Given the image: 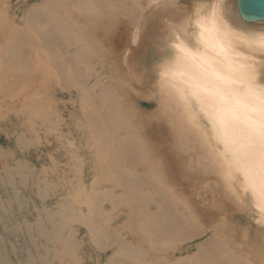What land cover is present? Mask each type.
Segmentation results:
<instances>
[{
	"label": "bare ground",
	"instance_id": "1",
	"mask_svg": "<svg viewBox=\"0 0 264 264\" xmlns=\"http://www.w3.org/2000/svg\"><path fill=\"white\" fill-rule=\"evenodd\" d=\"M66 1L68 2V0ZM188 1H190V3ZM158 2H159L158 0H75V3H74L75 5L72 6L74 9V14L69 15L70 13L67 12L66 16L71 17V18H68L69 19L68 21L66 19L67 23L65 22V20L63 21L62 19H60L63 22L61 23V25H59V26H62L64 24V26H62V29L65 28L64 30H66L67 28L69 30V37L71 34V37H70V41L72 43L71 46H74V51L71 55L72 61L69 60L70 63H73L71 64L72 66L69 65L71 69H75V68H72L74 66L76 68L80 67L82 62L85 63V61H88V60L90 63L93 57L95 59V56L98 57V55L101 56V53L102 54L104 52L106 53L107 51L106 49L110 48V46L112 47V41L113 43L117 42L116 41L117 38L115 37H113L115 39L112 40V36L114 35H111V34L114 32V29H111L110 27V20L109 22L108 21L105 22V21L106 19L108 20V18L110 17V18H113L112 22H117L116 21L117 18L111 14H116V15L118 14L120 3L121 4L126 3L125 5L129 3L128 4L129 7L128 6L127 7L130 10V12H132L131 14H134L133 13L134 11L137 15V17L132 16L133 18L132 19L130 18V21H127L126 23V28L129 31L128 38L131 35L132 43L133 41L136 43V40L138 38V29H139V21H138L139 15H142L141 13L144 12V10L147 7H149L150 5H153L154 3L156 4H154L155 7L153 5V9L156 8L159 10H162V8L167 7L165 5V2L171 4V2L169 1L164 2V0H162V2H159V3ZM62 6H64V4ZM171 8L167 12L173 11V9ZM53 9L54 8H52V10ZM179 9L180 11L178 12L180 13L182 12V14L178 13L174 18H173L174 15L172 14L165 16L166 18H164L162 14L163 16L162 21L165 19L164 20L165 23L164 21L163 22L161 21L162 22L161 25L164 24L163 26L167 28V26H165L167 24L171 28L170 32H169V28H167L169 33L166 31L167 37L164 36V38L166 39V43L164 42V44L166 45L164 50L161 51L159 49L158 50L159 52H157L155 50H152V48H147L146 49L147 51L141 54L142 56L140 57H141V61L143 60V62L141 63L140 61L139 64L141 63L144 65L142 67H144L143 71H145L146 74H153L156 79V92H157V98H158L157 107H156L158 111L156 112H159L158 114H160V117L162 118L161 122H163L168 129V136H169L168 142L170 146V147L168 146V149H167L168 153L170 151L171 154L173 155L172 157H189L191 166L195 174H198V177H200L201 179H203L202 181H204L201 184H204L212 188L213 186H215V188L217 189L215 192H217V194L216 196H214V198H218V200L222 198V200L226 202L224 204L225 206L222 203H218V204L215 203L216 211L214 212V214H213V211L212 213L210 212L208 214L210 216L209 217L210 223L212 222L213 226L212 225L205 226L202 224L203 220H201V218H203V215L199 213L197 209L194 207L193 203L195 202L193 201L192 203V201H190L192 198L188 196L189 199L191 198L189 200L187 197V194L182 193V190L178 188V185L166 173L167 167H165L166 169L161 167L163 166L161 162H157L158 163L157 165L160 169L156 168L157 170L155 172L151 174L149 172V174H147L145 171H143L145 173H142L141 175H139L140 178L138 175H137L138 179H136L137 177L136 178L132 177V171H131L132 167L125 166V163L132 161L131 165L137 162V164H141L140 166L142 165L149 166L153 162V157H165V156L171 157V156L170 155L167 156L165 154L161 155L162 153H159L157 151L155 143L153 142V140L149 139L150 137L148 136V134L145 131L143 130L141 131V129L138 128L140 127V122L138 121V119H136L137 117L134 114V110H135L134 106L136 107V105L131 104L130 102L131 97H129L126 91V89L128 88L127 86H126L127 88L124 89L122 87V84L119 85V84L113 83L112 79H114L115 77L113 75L114 73L112 72H115V71H111L112 69L108 71L109 69L103 70L100 68L101 69V70L99 69L100 74L98 72L96 73L97 76L95 77L94 84L93 82H91L90 84L91 86L86 87L87 88L86 94H88L86 96L88 97L87 98L88 99L87 115L90 120L88 121L90 122L89 128L91 127L90 128L91 136L93 137L95 142L96 140H98L97 142L101 143V146L103 147L101 148L99 146V149L96 147L97 151L103 149L100 152L101 153L103 152V155H105L104 157L107 158V159L105 158L106 161L110 157V160H109L110 167L114 169L115 171H117L115 173L119 174V178L121 177L120 181L123 180L122 182L124 183L123 185H125V190L128 191L127 197H129V201L128 199L127 201L128 203L129 202L131 203L132 205L131 208H133L132 210L134 209L136 210L135 215L137 216L138 214L139 216V219H138L139 220V230L143 234V236L145 235L144 237L149 239V243L151 244V249L154 247L155 249L153 250L155 251L157 250L156 249L157 247L159 250L160 246H162L163 248L164 245L168 246V244L170 245L172 243H176L179 240H182V241L191 240L193 238L203 236L207 234L209 231H211L213 232L211 236L208 239H206L205 242L203 241V243L201 242V244H198V251L197 253H195L196 255L192 257V255L189 254L191 255L190 257L192 258L188 259V264H264V254L263 253L259 252L258 256L257 255L253 256V253L256 250H259L260 248L264 246V242L262 244V247L258 248L259 247L258 246L259 237L256 238L255 234H249V232L246 229L247 227L246 224H245V228L240 230V232H242V235L245 241L244 249L242 248L243 242L239 241L240 238L237 236V233H235V232H238L234 226L235 224L229 225L230 231L227 233L226 232L220 233L222 229L220 230L219 228L215 227V225L219 221L218 219L219 217L232 218L234 216V213H233L234 210L243 211L248 205H250V207H252V210L256 214L255 220L257 221L258 224H260L264 228V134H262V132H264V129H262L261 119H260V109H261L260 90L261 88H264V43L261 42L260 37L262 34H264V18H259L255 20L246 18L244 15L241 14L239 10L238 0H187L186 3L179 6ZM56 12L58 13V9ZM130 12L128 14H130ZM58 18H57V21H60ZM35 20H38V19H35ZM112 22L111 24H114ZM59 23L56 22V24H59ZM64 30H62V32L59 33V37L63 33ZM67 32L68 31H66L65 33ZM122 34L125 35L124 33ZM44 35H46V33ZM62 36L64 35H61V37ZM67 36L68 35H66V37ZM116 37H118L117 33H116ZM119 37H121V39L123 40L125 36L124 37L119 36ZM119 37H118L119 39L118 41L121 42ZM150 37L151 36H149V39ZM36 38L37 37H35V39ZM65 39L66 38L60 39V40L62 41L64 40L66 43L67 39L66 40ZM40 40L43 41L42 38ZM56 40H58V37L54 41ZM127 40H124V41H127ZM54 41L52 40L53 43ZM65 43L62 42L61 44H65ZM118 43H115V44L117 45ZM108 44H110V46H108ZM123 44L125 46V42L117 45V47L121 51L122 49L125 51L127 48H129L128 47L129 45H127V47L125 46L124 48ZM48 46L46 47L48 48ZM115 47H113V51L111 52L116 53L117 51L120 53L121 51H119L118 48L115 51ZM55 49L57 52V48H54V50ZM126 51L124 53L126 57L125 55H123L124 56L123 57L121 55L122 53L121 54L117 53V54L121 55L123 59L129 60L130 62L129 66L132 64L134 65L135 56L133 52L127 55ZM108 52H110V50ZM54 55H56V53ZM106 55L102 56V59L103 57L106 58ZM56 57H58L59 59V56H55V58ZM90 58L92 59L90 60ZM125 60H123V62H125ZM69 61H66V62H69ZM96 61L98 62L99 60H96ZM55 64L58 66L57 63ZM86 64L88 63L86 62ZM89 65L90 64H88V67H90ZM63 66H67V65H62L60 67H63ZM64 69H67V68H64ZM76 72L77 71H75V73ZM89 74H91L90 71H89ZM137 75H139V73ZM73 76H75V74H73ZM65 77L66 76L64 75V78ZM219 77L225 78L227 83H225V80H222ZM74 78H76L77 80L76 76ZM122 80L124 79L122 78ZM81 81H82L81 84H84L85 79L83 78L81 79ZM68 82L71 83L70 81ZM77 83L79 85L80 79ZM126 83H124V85ZM129 88L131 89V85ZM132 90L134 93V88H132L131 91ZM222 96L227 98V102L225 99L222 98ZM137 109H139L138 106H137ZM31 110L33 111L32 107L30 111ZM140 111H142L140 113L143 114V110L141 109ZM22 136L24 137V139H26V136H24V134ZM49 157H52V156L49 155ZM99 159L101 158L99 157ZM164 165L166 166V162ZM29 169H32V168H29ZM109 172L112 173V171H109ZM9 173H11V168L8 170V173L6 174H9ZM11 174H14V173H11ZM22 174H24V172ZM145 175L147 177H145ZM107 176H108L107 178H109V175ZM12 178H13V175H12ZM99 178L101 180V177ZM37 179H39V177ZM14 180L16 181V179ZM2 181L3 180H1V182ZM21 181L23 182V180ZM27 183L25 185H27ZM48 183L50 184V181H48ZM199 183L200 182H198V184ZM49 184H47L48 187H49ZM114 185H117V184H114ZM7 187H4V188L7 189ZM82 189L83 191L85 190L84 186ZM40 190H37V191H40ZM79 190L81 191V189ZM12 191L13 192H9V193H13V196L14 195L17 196L21 194V193L19 194L16 193L17 191L15 189H13ZM7 192H8V189H7ZM33 192H31V195ZM186 192L187 191L185 190V193ZM50 193L52 194V191ZM23 194L21 195L23 196ZM41 194H42V191H41ZM39 195L37 196L40 197ZM63 195L62 196L60 195V196L63 197ZM88 195L89 194H87V197ZM69 197H70L69 200L66 198H62L61 201L57 203L58 208L56 209H44V212L42 211H40L42 213L38 212L36 216L34 215L35 218L33 217L34 221L33 220L30 221V219L26 217L22 218L20 221L16 220L20 226L19 228H22V224L26 227L27 233L31 235L30 237L32 239V242L38 243V241L34 237L36 233L34 234V236L32 235V232H35L34 230L32 231L33 225H36L37 230L42 234L41 236H46L47 239L51 242V244H53L51 247L44 245V243L42 242H41L42 244L33 243V245H35L36 251L33 252L31 248L27 249V251L25 252L26 255L24 259L19 258L18 261H10L9 253L8 251H6V247L1 246L2 243L0 242V263L1 264H40V263L46 264L48 262L47 259L49 258V255L51 253V248L54 247L53 248L54 251L55 250L60 251V249L63 247V253H64L66 251L64 247L66 246L67 241H64V239L62 238L63 232H64V229L67 228L65 227L66 222L67 221L72 222L70 217H72L73 214L75 215V209L72 203L73 201H70L71 195ZM43 198H45L44 195H43ZM90 198L92 200H95V202L98 200H101V199L94 198L93 196H91ZM201 200H202V203L204 204V201H203L204 199H202V197H201ZM34 201L35 199L31 203H34ZM150 203L154 204V206L156 207L155 210L153 211L149 210L148 207L151 205ZM181 204L183 205V208L182 207L180 208ZM14 205L16 204L14 203ZM83 205H85L84 202H83ZM35 206H38V205L36 204ZM90 206H93V205H90ZM8 207L10 208V206ZM38 208L40 209V206ZM78 208L80 210L82 209L80 207ZM98 209H97V212H100L98 211ZM87 210H90V209H87ZM77 212L76 214H78ZM91 213H92V210H91ZM108 213H110V210ZM97 215L95 216L97 218H100V216L98 217ZM95 216L93 218H95ZM78 217L76 218L80 219V215H78ZM84 217H89V216L87 215ZM76 218L74 219V221L77 220ZM110 219L112 218H109L106 221H109ZM10 221L12 223L15 221V219H11ZM79 221L82 222L81 219ZM86 222H84L83 224H85ZM91 222H94V220L91 221L90 219V223ZM97 222H99V219ZM87 224H88V227H90V224L88 222ZM91 227H93L92 224H91ZM91 227L89 229L90 231H92ZM109 227L111 228L112 225L111 226L109 225ZM112 228L114 230V227ZM208 228L212 230L208 231ZM23 229L25 230V228ZM1 231L4 232L3 229ZM8 231L7 233L9 234V232L11 231L9 232ZM68 231H71V229L66 230V232ZM120 231L118 230L117 232H120ZM102 232H104V229ZM94 233L95 232H93V234ZM93 234H91L92 238L95 237V235ZM262 235H263L262 238L264 239V234ZM11 236H12V233H11ZM119 237H120L119 239L121 240L122 237L121 236ZM105 238H108V237H105ZM115 239H117V237H115ZM2 240L4 241V239ZM120 240L119 241L115 240L117 243L119 242L120 244L119 243L117 244L116 242H113V243L111 242V244H117L120 246L122 244V240L121 241ZM27 241H28V238H27ZM75 242L76 241H74L73 245H75ZM99 242L95 244L99 246L98 244ZM126 242L123 241V244H122L123 249H116V250H120V251L123 250L124 252H127L128 254L130 253L129 256H131L132 258H137L136 255H138L139 257L140 254L143 253L141 249L139 250L137 248L136 246L137 244L133 245L130 242L131 245H129ZM240 243L242 246L240 245ZM10 246H11V243H10ZM84 246H87V245H84ZM98 246L97 248L100 249L101 246L99 247ZM15 248L17 247L15 246ZM73 249L74 248H71V250ZM61 252H62V249H61ZM65 253L67 254L68 251ZM69 253H68V258H69V255L70 257L73 255L72 253L71 254ZM58 254L60 255V253ZM124 254L121 256H124ZM173 254L175 255V252L172 253V258H171V255L170 257H168V255L161 253L158 255V257L156 256V258H154V260L155 259L156 260L155 261L153 260V261L155 263L159 259L162 264H185L183 263L184 261L183 258H178L176 257L177 254L175 256ZM14 255L16 257V255L18 254L15 253ZM64 257H65V254H64ZM74 257L72 259H77ZM131 257H128V258H131ZM68 258H66V260ZM260 258H261V261H260ZM140 259H144V258H140ZM126 260L127 259H125V261ZM137 260H139V258H137ZM117 261L118 260H116V262ZM119 261H120V258H119ZM153 261L151 262L152 264H153ZM68 262L66 263L68 264ZM70 262L74 263L76 261H70ZM108 262L109 264H116L114 259H109ZM50 263L52 264V262ZM124 263L127 264L129 263V261H126Z\"/></svg>",
	"mask_w": 264,
	"mask_h": 264
},
{
	"label": "rangeland",
	"instance_id": "2",
	"mask_svg": "<svg viewBox=\"0 0 264 264\" xmlns=\"http://www.w3.org/2000/svg\"><path fill=\"white\" fill-rule=\"evenodd\" d=\"M158 1L162 2V0H158ZM165 1H167V2L169 1V2H171V4L166 3ZM186 1L187 0H178V1L177 0H164L165 5L167 7L162 8V10H159L156 8L153 9V5L156 4L157 2L154 3L153 5H150L149 7H147L144 10V12L141 13L142 15H139V17H138L139 29H138V38L136 40V43L134 41L132 43L131 35L128 38L129 31L126 28V23H127V21H130V18L132 19L135 16L137 17V15L134 11H133L134 14H131L132 12H130V10L128 9L129 3H127V5H125L126 3L125 4L120 3L119 11L117 14L119 18L117 17L116 14H111L117 18V20H116L117 22H112L113 18H110V17L108 18V20L106 19L105 22H107V21L109 22V20H110V27H111V29H114V32L111 34V35H114V36H112V40L117 38L116 39L117 42H115V43L120 42V41H118L119 36H123V37L125 36L123 40L121 39V37H119L121 42L118 43L117 45L124 43V42H125L126 47H127V45H129L128 46L129 48L126 49L128 52L126 50L125 51H126L127 55H129L130 53L133 52V54L135 56L134 65L132 64L129 66V64H130L129 60L126 59L129 62L128 63L125 59H123V57H124L123 55H125L124 54L125 51L123 49L121 51L117 47V45L115 43H113V41H112V47L110 46V44H108V46H110V48L106 49L107 51H106V53L105 52L103 53L104 55L101 53V56L100 55H98V57L95 56V59H94V57H93V59L90 58V60L92 59L90 61V63L88 60V61H85V63L82 62L80 67L76 68L74 66L72 68H75V69H71L70 66H72L71 64H73V63H70L69 60L72 61L71 55L74 51V46H71L72 43L70 41L71 34L69 37V30L67 28H66V30H64L65 28L62 29V26H64V24L62 26H59V25H61V23L64 20L66 22V19L68 21L69 20L68 18H71V17L66 16L67 12L70 13L69 15L74 14V9L72 6L75 5L74 4L75 0H68V2L66 0H0V170H1L0 171V187L2 188V189L0 188V193H1L0 194V198H1L0 203H2V204H0L1 205L0 206V223H1L0 224V239H1L0 242L2 243L1 246L6 247V251H8V253H9L10 261H18L19 258L24 259L25 255H26L25 252L27 251V249L31 248V250L33 252L36 251L35 245H33V243H36V244L44 243V245H47L48 247H51L53 245L47 239L46 236H41L42 234L37 230L36 225H33L32 231L34 230L35 232H32V235L34 236V234L36 233L34 237L36 238L38 243L32 242V239L30 237L31 235L29 233H27L26 227L22 224V228H19L20 226L16 220L20 221L22 218L26 217V218H29L30 221H32V220L34 221V218L38 212L42 213V212H44V209H56V208H58L57 203L60 202L62 198H66L69 200L70 195H71L70 201H73L72 203L74 205L75 215L73 214L72 217H70L72 222H68V221L66 222L65 227H67V228H65V229L66 230L71 229L72 233H71V231L66 232V230L64 229L62 238L64 239V241H67V244L64 247L66 250L65 252L68 251V253H69L71 248H74L73 249L74 251L71 250V252L69 253V254L72 253L73 255L71 257L69 255V258H68V253L67 254L65 252L63 253V247L61 248L62 252H61V249H60V251L59 250L54 251V249H53L54 247H53V248H51V253L49 255V258L47 259L48 262L46 264H51L50 262H52V264H56V263L57 264H67L66 262H68V261H69L68 264H77V263L82 264V262H83V264H101L102 262H103L102 264H109V262H108L109 259H114L116 262V260L119 261V258H120V261H119L120 263L117 261L116 264L117 263L126 264V263H124L126 261H129V263L131 262L130 264H133V263L134 264L135 263L136 264H144V263L145 264H147V263L152 264L151 262L154 260V258H156V256L158 257L159 254L162 253V254L168 255V257H170V255H171V258H172V253H174V252H175V255L177 254L176 257L183 258V260L185 261V262L183 261V263L188 264V259L192 258V257H194V255H196L195 253H197V251H198V244H201V242L203 243V241L205 242L206 239H208L211 236V234L213 232L209 231V230H212V229H209L210 228L209 227L208 228L209 232L203 236L196 237V238H193V239L187 240V241L179 240V241H177L178 243L176 242V243H172L170 245L168 244V246L164 245L163 248H162V246H160V247L158 246L159 250L157 247H156L157 250H155L157 252H155L153 250V249H155L154 247L151 249V244L149 243V239L144 237L145 235L143 236V234L139 230V220H138L139 216H138V214H137V216L135 215L136 210L135 209L132 210L133 208H131L132 207L131 203L130 202L128 203V201H129V197H127L128 191L125 190V185H123L124 183L122 182L123 180L120 181L121 177L119 178V174L115 173L117 171H115L114 169H112L110 167V161H109L110 157L108 158V160H107L108 162H107L106 161L107 158L104 157L105 155H103V152L102 153L100 152L103 149L97 151V148L99 149V146L101 148L103 146H101V143L97 142L98 140H96V142H95V140L91 136V131H90L91 127L89 128V126H90L89 121L90 120H89V117L87 115V113H88V104H87L88 99L87 98L88 97H86V96L88 94H86V92H87L86 87L87 86L90 87L91 82H93V84H94L95 77L97 76L96 73L97 72L99 73V71L101 69H103V70L109 69L108 71H110L112 69L111 71H115V72H112V73H114L113 75L115 77L114 79H112L113 83L119 84V85L122 84V87L124 89L128 87L127 88L128 90L126 89V91L129 95V97H131L130 102H131V104L136 105V107L134 106V109H135L134 114L137 117L136 119H138V121L140 122V127H138V128H140L141 131L143 130L148 134V136L150 137L149 139L153 140V142L155 143L157 151L159 153H162L161 155L165 154L167 156L168 155L171 156V157H166V156L165 157H153V162H152L153 164L151 163L149 166H144V165L140 166L141 164H137V162L134 163L135 165L133 163H132L133 165H131L132 161L128 162L130 164L125 163V166H128V167L131 166L132 167L131 168L132 177L133 178L137 177L136 179H138V176L141 175L142 173L146 172L147 174H149V172H150V174H151V173L155 172L157 169H160L157 165L158 164L157 162H161L163 165L161 167H163L164 169H166L165 167H167L166 173L178 185V188L180 190H182V193L187 194V197L188 196L191 197L192 198V199L190 198L191 200L189 199V197H188V199L190 201H192V203H193V201L195 202V203H193L194 207L197 209V211L199 213H201L203 215V218H201V220H203L202 224L205 226L206 225H208V226L212 225L213 226L212 222L210 223V219H209L210 216L208 214L210 212L212 213V211L214 214V212L216 211V209H215L216 204L222 203L224 205L226 202L223 201L222 198L220 200H218V198H214V196H216V194H217V192H215L217 190L215 188V186H213V188H212V187H208L204 184H201L204 181H202L203 179L198 177V174H195V172L191 166V162H190L189 157H172L173 155L171 154V152L169 151V153H168V150H167L168 146H169L168 129H167L166 125L163 122H161L162 118L160 117V114H158L159 112H156V111H158L156 108L157 102H158L157 92H156V79H155V76L153 74H146L145 71H143L144 67H142V66H144V65L141 64L143 62V60L141 61V57H140V56H142L141 54L143 52L147 51L146 50L147 48H152V50H155L157 52H159L158 51L159 49L161 51L164 50V48L166 47V45L164 44V42L166 43V39L164 38V36L167 37V33H166V31L168 32L167 28H169V32L171 31L170 30L171 28L167 24L165 25V26H167V28H165L163 26L164 24L161 25V23L165 20L164 19L162 21V19H163L162 17L164 16V18H166L165 16L172 14V15H174L173 16V18H174L178 13H180V12H178V11H180L179 6L186 3ZM188 2L190 3V1H188ZM61 4L62 5L64 4V6H62ZM170 5L172 8L170 7ZM56 6H58L59 8ZM48 7L51 10H52V8H54V9L51 11ZM154 7H155V5H154ZM120 8H122V9H120ZM170 8L173 9V11L167 12ZM57 9H58V13L56 12ZM63 9H65V10H63ZM71 9H73V10H71ZM53 11H54V13H53ZM72 11H73V13H72ZM129 12L131 15L128 14ZM60 13L63 15H61ZM162 14H163V16H162ZM180 14H182V12ZM140 16H141V18H140ZM35 17H37V18H35ZM57 18L59 20L62 19L63 21H61V20L57 21ZM139 18H140V20H139ZM35 19H38V20H35ZM33 21L35 22V24ZM56 22L57 23L60 22V23L56 24ZM111 22L114 24H111ZM164 23H165V21H164ZM42 29H44V30H42ZM62 30H64L63 31L64 34L62 33L61 35H64V36L61 37V35H60V37H59V33L62 32ZM39 31H40V33H39ZM66 31H68L67 32L68 34L65 33ZM115 32L117 33L118 37H116ZM45 33L47 36L44 35ZM122 33H124L125 35H123ZM33 34H35V35H33ZM38 34H39V36H38ZM65 34L68 36L66 37ZM111 35H109V36H111ZM54 36H56V37H54ZM149 36H151L150 39H149ZM35 37H37V38L35 39ZM48 37H50V38H48ZM57 37H58V40L54 41L55 39H57ZM113 37H115V38H113ZM39 38L40 39L42 38L43 41H41ZM59 38L60 39L66 38L70 42H68L65 39L66 40V43H65L64 40L62 41ZM127 38H128V40H127ZM44 40H46V41H44ZM52 40L54 41V43L52 42ZM124 40H127V41H124ZM122 41H124V42H122ZM50 42H52V43H50ZM62 42L65 44H61ZM44 44L45 45L47 44L46 46L49 45L48 48ZM132 44H134V45H132ZM125 46L123 44L124 48H125ZM160 46H162V47H160ZM113 47H115V51L118 48V50L121 52L119 53L116 51V53L113 52L114 53L113 54L111 52V51H113ZM54 48H57V52H56V49L54 50ZM131 48H133V49H131ZM108 49L110 50V52H108L109 51ZM135 49H136V51H135ZM53 51L56 53V55H54L55 53ZM117 53H119V54L122 53L121 55L123 57ZM105 55H106V58L103 57V59H102V56H105ZM55 56H59V59H58V57H56L58 59L57 60L55 58ZM107 56H109V57H107ZM125 57H126V55H125ZM96 60H99V61L97 62ZM123 60H125L126 63L123 62ZM66 61H69V62H66ZM104 61H105V63H104ZM140 61H141V63L139 64ZM53 62L57 63L58 66ZM86 62L88 64H90L89 66L92 68L88 67V64H86ZM59 63H60V65H59ZM16 64H17V66H16ZM117 64H118V66H117ZM62 65H67V66L60 67ZM126 65H128V66H126ZM84 66L87 68H85ZM139 67H141V68H139ZM64 68H67V69H64ZM75 71H77L78 74H77V72L75 73ZM89 71L91 74H89ZM128 72H130V73H128ZM72 73L75 74V76L77 77V80H76V78H74L75 76H73ZM138 73H139V75H137ZM64 75L66 76L65 77L66 79L64 78ZM150 75H151V77H150ZM131 76L132 77L135 76V77L132 78ZM83 78L85 79V82H84V84H81V82L83 81V80L81 81V79H83ZM122 78L124 80H122ZM131 78H132V80H131ZM135 78H136V80H135ZM79 79H80V83L78 85L77 82L79 81ZM118 79H120V80H118ZM68 81H70L71 83H69ZM86 81H87V83H86ZM126 82H128V83H126ZM124 83H126V84L124 85ZM127 84H129V85H127ZM130 85H131V89L134 88V93H133V90L131 91V89L129 88ZM154 101H156V102H154ZM137 106L139 107V109H137ZM31 107H32L33 111L32 110L30 111ZM81 108H82V110H81ZM141 109L143 110V114L140 113V112H142V111H140ZM83 110H84V112H83ZM81 112H83V113H81ZM83 115H85V116H83ZM48 120L49 121L52 120V121L49 122ZM23 134H24V136H26V139H24V137L22 136ZM18 137H20V138H18ZM37 139H39V140H37ZM71 141H72V143H71ZM97 144H98V146H97ZM49 155L52 157H49ZM99 157L101 159H99ZM103 160H105V161H103ZM164 161L166 162V166L164 165L165 164ZM3 165H5V166H3ZM104 165H105V167H104ZM6 167H7V169H6ZM10 168H11V173H14V174H11V173L6 174V173H8V170ZM29 168H32V169H29ZM33 170H34V172H33ZM31 171L33 172V174ZM109 171H112V173H110ZM143 171H145V172H143ZM4 172H6V173H4ZM23 172H24V174H22ZM12 175H13V178H12ZM107 175H109V178H107L108 177ZM14 177H16V178H14ZM38 177H39V179H37ZM99 177H101V180ZM145 177H147V176L145 175ZM139 178H140V176H139ZM14 179H16V181ZM114 179H115V181H114ZM1 180H3V181L1 182ZM21 180H23V182ZM36 180L39 183H41V182L42 183L39 184ZM80 180H81V182H80ZM48 181H50V184L48 183ZM52 181H53V183H52ZM93 181L95 184L93 183ZM45 182H47V183H45ZM198 182H200V183L198 184ZM1 183L2 184L4 183L6 185H4V184L2 185ZM8 183H10V184H8ZM11 183H12V185H11ZM26 183H27V185H25ZM13 184H15L16 186ZM43 184L44 185L46 184V185L44 186ZM47 184H49V187ZM114 184H117V185H114ZM24 185H25V187H24ZM36 185H37V187H36ZM82 185L84 186V189H85L84 191L82 189L83 188ZM10 186H12V187L14 186V187L12 188ZM42 186H43V188H42ZM4 187H7L8 192H7V189ZM120 187H122L123 189ZM13 189H15L17 191L16 193H18V194L24 193L25 195L23 194V196H22L21 194H19L17 196H15V195L13 196V193H9V192H13L12 191ZM40 189H42V190H40ZM79 189H81V191ZM37 190H40V191H37ZM108 190H110V191H108ZM185 190L187 191L186 193H185ZM19 191H21V192H19ZM41 191H42V194H41ZM51 191H52V194L50 193ZM111 191H112V193H111ZM31 192H33L32 195H31ZM43 192H44V194H43ZM76 192H77V194H76ZM202 192H203V194H202ZM54 193H55V195H54ZM84 193H86V194H84ZM46 194H47V196H46ZM87 194H89L88 197H87ZM205 194H206V196H205ZM37 195H39L40 197H38ZM43 195L45 196V198H43ZM49 195H50V197H49ZM60 195L61 196L63 195V197H61ZM91 196H93L94 198H97V199H101L104 202H102L101 200H98L95 202V200H92L90 198ZM73 197H74V199H73ZM125 197H127V198H125ZM201 197H202V199H204L203 200L204 204L202 203ZM23 198H24V200H23ZM28 198H30V199H28ZM31 198H32V200H31ZM103 198H105V199H103ZM34 199H35L34 203H31ZM43 199H45V200H43ZM127 199H128V201H127ZM82 201L85 203V205H83ZM14 203L16 205H14ZM22 203H24V204H22ZM101 203H102V205H101ZM17 204H18V206H17ZM32 204H34V205H32ZM36 204L38 206H35ZM150 204L151 205L148 207L149 210H152V211L155 210L156 207L154 206V204H152V203H150ZM23 205H24V207H23ZM28 205H29V207H28ZM90 205H93V206H90ZM8 206H10V208ZM39 206H40V209L38 208ZM78 207L82 208L81 209L82 212ZM181 207L183 208L182 204H181L180 208ZM12 208H13V210H12ZM17 208H19V209H17ZM31 208H33V209H31ZM26 209H28V210H26ZM87 209H90V210H87ZM97 209L100 212H97ZM25 210H26V212H25ZM77 210H78V212H77ZM91 210H92L93 214L91 213ZM93 210H94V212H93ZM109 210H110V213H108ZM40 211H42V212H40ZM21 212H23V213H21ZM76 212L78 214H76ZM233 213H234V216L232 218H229V217H225V218L219 217L218 218L219 221L217 220L218 223L215 225V227L219 228L220 230L222 229V231H220V233L229 232L230 231L229 225L235 224L234 226H235L236 230L238 231L235 233H237V236L240 238V239L238 238L239 241L243 242V243L241 242L243 244V246L241 245V243H240V245L244 249L245 241H244V237L242 235V232H240V230L245 228V224H246L247 225L246 229L249 232V234H255L256 238L259 237V244H258L259 247L258 248L262 247V244L264 242V239L262 238V236H263L262 234H264V228H263V226L258 224L257 221L255 220L256 214L252 210V207H250V205H248L243 211L234 210ZM82 214L84 216L88 215L90 218L84 217ZM205 214H207V215H205ZM78 215H80V219L82 220V222L79 221L80 219L76 218V217H78ZM81 215H82V217H81ZM95 215H97L98 217L100 216L101 219L97 218ZM94 216H95V218H93ZM206 216H208V217H206ZM75 218L77 220L74 221ZM109 218H112L109 220L110 222L106 221ZM11 219H15V221L11 223V221H10ZM87 219H88V221H87ZM90 219H91V221L94 220V222L90 223ZM98 219L102 225L99 222H97ZM3 220H4V222H3ZM100 220H102V221H100ZM86 221L90 224V227H91V224L94 227V229H93V227H91L92 231L94 230L93 232H95L94 234L92 231L89 230L90 227H88V224ZM84 222H86V223L83 224ZM4 223H5V225H4ZM109 225L110 226L112 225V227H114V230L112 227L110 228ZM69 226H71V227H69ZM103 226H104V228H103ZM6 228H7V230H6ZM23 228H25V230ZM2 229L6 234L1 231ZM20 229L21 230L23 229L22 232ZM103 229H104V232H102ZM8 230L11 232H9ZM118 230L119 231L122 230V231L117 232ZM223 230H225V231H223ZM260 230H262V231H260ZM7 231L9 232V234L7 233ZM17 231H18V233H17ZM37 231H38V233H37ZM114 231H115V233H114ZM130 231H132V232H130ZM137 232H138V234H137ZM11 233H12V236H11ZM64 233H66L67 235ZM91 234L95 235L96 238L95 237L92 238ZM104 234H106V235H104ZM112 234H113V236H112ZM69 235L72 237H70ZM73 236H75L76 238ZM119 236L122 237V239H121L122 244H123V241L124 242L128 241L126 243H128L129 245H131V243L133 245L137 244L136 246L139 250L141 249V251L143 252L141 254L143 256L141 254L139 257H138V255H136L137 258H139V260H137V258H132L131 256H129L130 253L128 254L127 252H124L123 250H121V251L116 250V249H123L122 244L119 246V245H117L119 242L118 243L116 242V241L120 240ZM9 237H11V238H9ZM37 237H38V239H37ZM105 237H108V238H105ZM115 237H117V239H115ZM27 238H28V241H27ZM77 238H78V240H77ZM2 239H4V241ZM8 239L10 240V242ZM144 239H145V241H144ZM20 240H21V242H20ZM81 240H82V242H81ZM85 240H87V241H85ZM90 240H91V242H90ZM95 240L100 241V242L97 241V242H99L98 243L99 246H101L100 249L97 248L98 245H96L97 242ZM74 241H76L78 244L75 242V245H73ZM93 241H95V242H93ZM6 242H7V244H6ZM29 242L30 243L32 242L31 243L32 245ZM71 242H73V243H71ZM111 242L112 243L116 242L117 244H111ZM10 243H11V246H10ZM19 244H20V246H19ZM84 245H87V246H84ZM15 246L17 248H15ZM86 248H87V250H86ZM106 248H108V249H106ZM263 248H264V246L262 248H260L259 250H256L253 253V256H256V255L258 256L259 252L264 254ZM150 251H152V252H150ZM145 252L146 253L148 252V253L146 254ZM13 253L14 254L16 253L18 255H16V257H15V255ZM58 253H60L61 256ZM74 253H76V254H74ZM118 253L120 256L123 254H124V256L120 257L118 255ZM64 254H65V257H64ZM79 254H81V255H79ZM189 254H191L192 257H190L191 255H189ZM52 255H53V257L54 256L55 257L53 258ZM81 256H83L85 259ZM117 256H119V257H117ZM73 257L77 258V259H72ZM87 257H89V258H87ZM124 257H126V258H124ZM128 257H131V258H128ZM185 257H187V258H185ZM15 258H16V260H15ZM61 258H63V259H61ZM66 258H68V259L66 260ZM140 258H144V259H140ZM125 259H127V260L125 261ZM95 260H96V262H95ZM70 261H76V262L71 263ZM154 261H153V264H162L159 259L155 263H154ZM260 261H261V258H260ZM129 263H127V264H129Z\"/></svg>",
	"mask_w": 264,
	"mask_h": 264
},
{
	"label": "water",
	"instance_id": "3",
	"mask_svg": "<svg viewBox=\"0 0 264 264\" xmlns=\"http://www.w3.org/2000/svg\"><path fill=\"white\" fill-rule=\"evenodd\" d=\"M239 10L248 19L264 18V0H238Z\"/></svg>",
	"mask_w": 264,
	"mask_h": 264
},
{
	"label": "snow or ice",
	"instance_id": "4",
	"mask_svg": "<svg viewBox=\"0 0 264 264\" xmlns=\"http://www.w3.org/2000/svg\"><path fill=\"white\" fill-rule=\"evenodd\" d=\"M260 39H261V42L264 43V34L261 35ZM219 78L222 80H225V83H227L225 78H223V77H219ZM260 97H261L260 119H261L262 129H264V88H261V90H260ZM222 98L225 99L227 102L226 97L222 96ZM262 134H264V132H262Z\"/></svg>",
	"mask_w": 264,
	"mask_h": 264
}]
</instances>
